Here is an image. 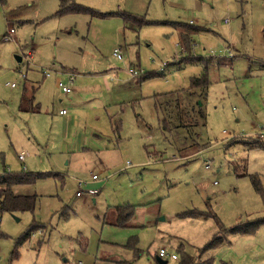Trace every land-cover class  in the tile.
<instances>
[{
    "label": "rangeland",
    "instance_id": "rangeland-1",
    "mask_svg": "<svg viewBox=\"0 0 264 264\" xmlns=\"http://www.w3.org/2000/svg\"><path fill=\"white\" fill-rule=\"evenodd\" d=\"M75 3L88 10L0 0V173L45 174L17 188L38 194L34 211L0 214V264H160L162 247L222 264L203 250L216 218L188 214L212 212L227 227L264 218V0ZM168 22L197 29L190 50ZM206 66L205 123L164 131L155 96ZM27 84L39 112L20 110ZM120 205L134 207L127 226L113 224ZM33 223L41 228L15 248ZM254 249L264 256V237Z\"/></svg>",
    "mask_w": 264,
    "mask_h": 264
},
{
    "label": "trees",
    "instance_id": "trees-1",
    "mask_svg": "<svg viewBox=\"0 0 264 264\" xmlns=\"http://www.w3.org/2000/svg\"><path fill=\"white\" fill-rule=\"evenodd\" d=\"M88 9L82 5L74 4L73 6L67 5V0H61L60 14L68 12H85ZM130 22L135 20L138 27H141L143 22L138 18L128 17ZM134 23V22H133ZM175 26L179 33L180 44L183 48L191 49L192 35L197 29L191 24L182 22H168ZM152 74L147 75L151 77ZM210 85V78L208 73V66L201 75L194 76L191 80V85L178 89L176 91L157 94V109L162 115L161 127L164 131H170L173 128L175 130L187 128L192 131L193 127L200 123H205L207 113L204 109V99H206ZM37 87L26 85L21 99V110L26 112H39L40 105L36 103ZM45 176L44 173L34 171H4L0 173V214L4 212H10L17 214L26 211H34L38 194L36 192H21L17 188L27 187L35 184L39 179ZM252 181L255 188L262 192V183L256 176H252ZM115 212L113 224L119 226H127L134 218V207L131 205L115 206L113 210ZM188 215L194 217H215L218 223V230L214 234L213 238L205 245V250H211L218 248L226 241V234L232 233H250L255 231L259 226L264 224V218L245 221L238 223L234 226L227 227L219 222L217 216L212 212L199 211L191 212ZM41 226L38 223H33L17 240L16 247L23 241L32 236V234L39 230ZM179 261L177 264H212L211 260H199L195 259L189 254L181 252V257L177 258Z\"/></svg>",
    "mask_w": 264,
    "mask_h": 264
},
{
    "label": "crops",
    "instance_id": "crops-1",
    "mask_svg": "<svg viewBox=\"0 0 264 264\" xmlns=\"http://www.w3.org/2000/svg\"><path fill=\"white\" fill-rule=\"evenodd\" d=\"M27 85L35 87V85L33 84H27ZM16 87L17 85L13 88H16ZM22 93L20 97V105H21ZM20 110H21V107H20ZM23 112H26V111H23ZM62 115H65V114H62ZM248 220L249 219H247L246 221ZM241 222H245V221L240 220L238 223H241ZM256 230L250 233L228 232L226 234V241L218 248H215V255H217L221 263L222 264H264V256L262 257L260 253L261 251H259V249L257 250L254 249V244L259 243V242L261 243L263 240L264 234L261 235V230L260 232ZM16 256H19V251L17 250L12 253L13 258ZM23 263L24 264L28 263L27 258L23 259Z\"/></svg>",
    "mask_w": 264,
    "mask_h": 264
},
{
    "label": "built area",
    "instance_id": "built-area-1",
    "mask_svg": "<svg viewBox=\"0 0 264 264\" xmlns=\"http://www.w3.org/2000/svg\"><path fill=\"white\" fill-rule=\"evenodd\" d=\"M14 31V29L12 28L11 29V32H13ZM6 37H10V35H6ZM114 55L116 56V57H118L119 59H123V55L121 54V52H120V50L118 49V48H116V49H114ZM129 71L133 74V75H137V71L135 70V68H130L129 69ZM48 75H49V73H48ZM24 77H26L25 75H23ZM11 87H15L17 84H16V82H13V83H11V84H9ZM59 86L62 88V91L64 92V93H69V92H71V90H72V88H71V86L70 85H68V84H66V83H64L63 81H60L59 82ZM62 114H66L67 113V110L66 109H62L61 111H60ZM25 158H26V154L24 153V152H22V153H20L19 154V159L20 160H22V161H25ZM93 179H97L98 178V176L96 175V174H93ZM83 182L81 181L79 184L81 185ZM81 191H79L77 194L78 195H81ZM159 256L160 257H162V258H169V257H172V258H174V259H177L178 258V255L177 254H172V255H169V253H168V251H167V249H166V247H162L160 250H159Z\"/></svg>",
    "mask_w": 264,
    "mask_h": 264
},
{
    "label": "water",
    "instance_id": "water-1",
    "mask_svg": "<svg viewBox=\"0 0 264 264\" xmlns=\"http://www.w3.org/2000/svg\"><path fill=\"white\" fill-rule=\"evenodd\" d=\"M17 59H18V61L21 62L22 57L18 56ZM158 260H159L160 264H167L168 263V261L166 259H164V258H162L160 256H158Z\"/></svg>",
    "mask_w": 264,
    "mask_h": 264
}]
</instances>
